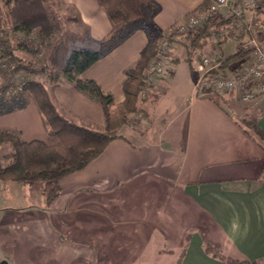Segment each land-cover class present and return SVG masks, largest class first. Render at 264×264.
Returning <instances> with one entry per match:
<instances>
[{
  "label": "crops",
  "instance_id": "1",
  "mask_svg": "<svg viewBox=\"0 0 264 264\" xmlns=\"http://www.w3.org/2000/svg\"><path fill=\"white\" fill-rule=\"evenodd\" d=\"M60 1L73 9L79 22V28L71 30L73 39L96 49L111 28L98 0ZM156 1L161 6L153 18L158 34L207 2ZM245 14L250 34L264 42V6ZM247 37L234 40L227 35L219 42L223 56L234 53ZM147 41L145 28L135 30L80 77L94 79L115 102L122 101L123 72L135 64ZM213 44L209 40L191 52L185 38L172 42L173 67L138 101L134 123L125 125L83 168L60 177L52 198L32 183L0 180V260L264 264V148L240 121L253 117L264 131V101L213 92L197 95L193 86L197 58ZM48 91L67 119L103 125L101 106L63 72ZM0 128L17 130L24 140H47L39 112L32 106L0 115ZM23 207L29 217L40 213L41 260L34 259L38 250L26 237L11 231L16 230L14 222ZM206 241L217 244L223 258L207 252Z\"/></svg>",
  "mask_w": 264,
  "mask_h": 264
},
{
  "label": "trees",
  "instance_id": "2",
  "mask_svg": "<svg viewBox=\"0 0 264 264\" xmlns=\"http://www.w3.org/2000/svg\"><path fill=\"white\" fill-rule=\"evenodd\" d=\"M98 3L109 17L111 28L98 42L96 49L72 50L68 58V66L63 73L67 80L87 92L101 106L104 116L103 125L80 124L64 117L53 103L45 84L34 76L15 79L12 88L4 82L5 80L3 84L0 82V115L22 109L32 100L37 106L47 136L46 141L24 140L17 130L0 128V146L7 145L8 147L5 150H0V180L24 183L41 181L48 185L53 184L47 191V198H52L57 192L54 188L57 180L83 168L90 160L99 155L107 143L119 135L117 130L126 117L139 110L138 101L141 100L139 91L143 73L149 60L154 57L157 51L160 34L153 27V18L161 6L156 0H98ZM4 14L6 13L4 12ZM228 23L229 20L212 15L204 28L190 31L183 39L187 40L190 49H201L207 42L211 29L225 28ZM0 25L2 27H0V45L6 43L1 39L3 35L16 38L13 45L8 44L7 46L9 53L18 48L38 50L31 39H18L17 36H14L16 32L22 33L24 37L30 36V32L33 30L26 22L11 23L7 21L6 24ZM139 28L147 30L148 41L135 64L124 70V79L121 83L124 99L115 102L110 92H105L94 79L81 78L80 73ZM250 29L244 34L250 36ZM4 51H6L5 47L4 49L0 47L1 55ZM246 54V51L237 48L234 53L223 57L219 68L224 69L223 67L229 63L236 64ZM16 70H24L28 74L38 73L36 69L29 66L11 65V71L15 72ZM240 121L247 126L246 130L264 148V131L257 126L255 118L246 116ZM205 250L213 256L223 258L217 244L206 241ZM257 261L237 262L232 260L231 262L256 264Z\"/></svg>",
  "mask_w": 264,
  "mask_h": 264
},
{
  "label": "built area",
  "instance_id": "3",
  "mask_svg": "<svg viewBox=\"0 0 264 264\" xmlns=\"http://www.w3.org/2000/svg\"><path fill=\"white\" fill-rule=\"evenodd\" d=\"M262 6L264 0H207L175 22L158 38L156 54L149 60L143 73L139 98H145L154 81L165 76L173 67L169 53L171 43L181 41L190 31L204 28L214 15L229 20V23L225 28L211 29L208 40L214 44L209 51H202L198 55V68L193 75L195 92L199 96L213 92L231 94L243 100L264 101V42L253 35L248 36L238 46L247 52L246 56L228 70L219 68L224 57L220 40L227 35L239 40L251 28L245 13H253Z\"/></svg>",
  "mask_w": 264,
  "mask_h": 264
},
{
  "label": "rangeland",
  "instance_id": "4",
  "mask_svg": "<svg viewBox=\"0 0 264 264\" xmlns=\"http://www.w3.org/2000/svg\"><path fill=\"white\" fill-rule=\"evenodd\" d=\"M4 12L6 14H4ZM73 16V9L63 4L60 0H0V24H6L7 21L11 23L20 21L26 22L33 30V32H30V36L24 37V35L19 32L14 33V36H17L18 39H31L35 44L34 46L38 47L37 51L18 48L9 53L7 46L8 44L13 45L16 38L13 36L8 37L7 35L1 36V39L5 40L6 43H3L0 47L1 49L5 47L6 51L2 52V55L0 54V82L3 84L5 80L4 82L8 83L12 88L15 79L19 80V78L23 76L26 78L34 76L41 80L47 89L50 88L55 82V77L59 78V74L67 68L71 51L87 46L86 43L76 42V40L73 39L74 33H72L71 30L79 28V22L76 18H73ZM207 42H209V40H207ZM190 51L192 52V49H190ZM11 65L29 66L36 69L38 73L28 74V72L24 70L12 72ZM29 106L37 109V106L32 100H30L24 108ZM137 112L130 113L128 117H126L125 121L117 130L118 134H121L125 125L130 124L132 121L134 123ZM44 141H46V139ZM0 148H2L0 150H5V148L8 147L4 145L0 146ZM32 184L33 187L37 189L47 191L53 186V184H49V187L48 184L45 185V183L41 181H32ZM18 198H21V196ZM19 210H21V212H19L20 215H17L16 222H14L16 223V230L14 231L12 229L11 231L15 235L20 234L19 236L22 235L24 238L26 237L28 239L27 241L31 242L32 246L38 250V252L36 251L34 253V259L41 260L44 257L40 251V244L43 237L40 213L39 216H32L31 214L29 217L27 216L26 208L23 207ZM35 214L38 213L35 212Z\"/></svg>",
  "mask_w": 264,
  "mask_h": 264
},
{
  "label": "water",
  "instance_id": "5",
  "mask_svg": "<svg viewBox=\"0 0 264 264\" xmlns=\"http://www.w3.org/2000/svg\"><path fill=\"white\" fill-rule=\"evenodd\" d=\"M0 264H7L5 260H0Z\"/></svg>",
  "mask_w": 264,
  "mask_h": 264
}]
</instances>
